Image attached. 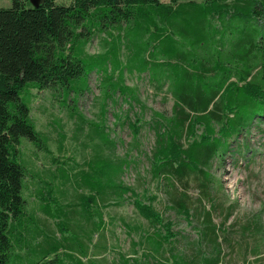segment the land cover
<instances>
[{
    "label": "trees",
    "instance_id": "trees-1",
    "mask_svg": "<svg viewBox=\"0 0 264 264\" xmlns=\"http://www.w3.org/2000/svg\"><path fill=\"white\" fill-rule=\"evenodd\" d=\"M11 2L10 8H0V264H7L11 255L21 258L9 237L25 215L24 170L13 160V148L21 137L35 146L41 138L19 94L27 86L67 94L73 91L72 80L83 78L86 67L90 71L97 65L105 73L102 84L108 91L117 90L138 102L122 83V48L128 53V70L147 73L155 92L172 100L169 117L153 116L158 119L152 179L163 182L167 209L176 215L189 221L203 212L194 243L197 250L188 257L181 251L174 254V264H220L222 242L232 245L233 231L223 228L231 208L216 202L217 182L210 171L213 161L220 163L234 148L246 150L250 131L264 124V0H71L67 5L42 0L37 7L28 6V0ZM95 33L106 36L102 42L107 49L93 58L84 46ZM139 129L136 124L133 131ZM100 136L105 139L102 131ZM89 166L92 175L87 182L93 193L81 209L90 222L98 198L113 195L115 206L129 193L133 207L156 230L159 247L169 243L171 253L177 249L180 238L172 233L173 223L138 200L131 188L110 180L111 173L122 172V165L102 160ZM191 182L200 198L188 193ZM201 198L211 204L209 210ZM214 211L223 216L218 225L212 222ZM239 227L241 238L247 240L242 249L259 255L264 249L260 215H252ZM14 241L23 250V236ZM203 242L211 244L210 253L201 251ZM72 248L68 237H45L32 251L42 257L29 264H66L60 251Z\"/></svg>",
    "mask_w": 264,
    "mask_h": 264
},
{
    "label": "rangeland",
    "instance_id": "rangeland-1",
    "mask_svg": "<svg viewBox=\"0 0 264 264\" xmlns=\"http://www.w3.org/2000/svg\"><path fill=\"white\" fill-rule=\"evenodd\" d=\"M70 2L56 0L58 4ZM11 5V0H0V8L7 9ZM105 37L95 33L89 39L84 46L88 57L103 54L107 49L102 42ZM119 54L123 64L122 83L133 90L132 95L138 102L117 90L108 91L102 84L105 73L97 65L90 71L86 67L87 76L72 80L73 91L67 94L61 89L39 90L33 86H27L19 94L29 107L31 123L41 138L35 146L26 137H21L13 148L12 158L24 170L21 197L25 201V215L20 228L9 234L15 254L21 258L11 255L7 264H29L31 260L40 259L42 254L36 255L32 251L48 236L56 239L65 236L74 244L70 250L64 248V253L60 251L59 258L66 264H174V254L181 255V251L185 256H191L197 250L194 243L202 229L203 212L187 221L167 209L166 187L163 182L152 179L150 169L151 153L156 146L154 121L158 119L153 116L161 113L169 117L172 100L155 92L147 73L128 70L125 49L122 48ZM111 67L109 62L106 65L108 74ZM141 105L145 109H141ZM136 124L140 129L134 132ZM100 131L105 139L100 136ZM245 144L246 150L239 146L224 155L220 163L213 161L210 171L217 182L216 202L231 208L223 228L233 231L230 235L232 245L222 242L224 255L220 264H264V249L259 255L253 251L245 253L242 248L247 240L241 238L239 230L248 218L258 214L264 239V124L250 131ZM102 160L115 166L122 165V172L111 173L110 180L131 188L138 194V200L154 206L173 223L172 233L180 238L174 252L169 251V243L159 247L156 230L133 207L134 198L129 193L115 206L113 195L105 200L98 198L92 207L91 222L89 214L85 211L83 214L81 204H85L93 193L87 182L92 175L89 164ZM188 193L192 198H200L193 182ZM201 202L209 210L211 204L203 198ZM211 216L216 225L223 219L219 211H214ZM19 229L21 233H17ZM19 234L23 236V250L15 245L14 239ZM248 241L250 249L253 240ZM211 250V244L203 242L201 251L210 253Z\"/></svg>",
    "mask_w": 264,
    "mask_h": 264
},
{
    "label": "water",
    "instance_id": "water-1",
    "mask_svg": "<svg viewBox=\"0 0 264 264\" xmlns=\"http://www.w3.org/2000/svg\"><path fill=\"white\" fill-rule=\"evenodd\" d=\"M30 5L33 7H37L41 4L42 0H28Z\"/></svg>",
    "mask_w": 264,
    "mask_h": 264
}]
</instances>
